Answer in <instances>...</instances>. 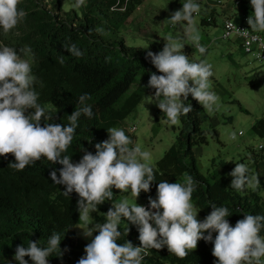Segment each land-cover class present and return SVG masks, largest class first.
<instances>
[{"label": "clouds", "instance_id": "clouds-1", "mask_svg": "<svg viewBox=\"0 0 264 264\" xmlns=\"http://www.w3.org/2000/svg\"><path fill=\"white\" fill-rule=\"evenodd\" d=\"M20 3L21 0H0V29L5 34L16 28L27 15L19 8ZM83 3L84 0H76L74 7ZM250 4L252 13L246 21L250 30L238 29L233 21L227 23L228 29L244 36L264 33V0H250ZM200 7L195 0H186L182 8L167 19L174 25L186 22L184 36L169 35L162 51H147L146 59H150L160 75L150 74L147 87L155 92L146 99L156 104L170 125H176L181 116L192 112V104L185 103L189 96L205 111H213L218 100L210 91L212 65L193 62L182 50L186 37L200 54L206 52L199 42L200 36L193 34L196 32L194 14L199 13ZM251 39L259 40L260 36L251 35ZM65 50L76 58L84 55L75 44L67 45ZM33 60L30 47L25 46L18 52L0 44V157L14 156L15 162H10L8 167L16 171H23L41 158L61 165L58 174L56 169L50 172V178L54 184L64 186L62 194L65 197L70 198L72 193L78 195L80 220L91 218V213L99 211L98 206L112 200L113 189L120 193L130 191L135 199L130 205L125 197L112 204L106 213H100L105 220L103 224L85 225L83 233L86 237H91L94 232L98 235L85 246V255L77 264H142L149 250L159 252L165 247L182 260L197 249L201 240L212 243V256L217 264H264V236L261 235L264 215L243 214L244 218L232 226L228 220L229 209L212 204L210 214L203 221L198 220L200 211L195 210L192 203L197 182L190 175L185 177L184 183L161 180L156 188V198L148 199L149 207L137 204L142 192H150L157 176L148 163L150 153L139 146L130 147L134 141L122 128H108V139L95 144V154L83 149L82 158L73 163L71 156L64 153L73 142L80 117L91 119L94 115L92 106L87 103L91 96H79L77 107L67 116L68 124L53 122V116L38 102V78L32 74ZM63 62L61 56L59 63ZM231 138L236 139V134L232 133ZM249 172L245 163L235 164L229 173L232 177L230 188L237 192L257 189L259 175H249ZM122 222H126L127 234L129 225L137 227L139 246L128 240L118 243L124 235L119 228ZM213 233L217 234L215 239ZM61 241L57 232L51 234L46 245L40 240H30L27 247H17L13 259L17 264H28L25 257L30 258L32 264H49L52 254L62 258L67 251L61 250Z\"/></svg>", "mask_w": 264, "mask_h": 264}, {"label": "trees", "instance_id": "trees-1", "mask_svg": "<svg viewBox=\"0 0 264 264\" xmlns=\"http://www.w3.org/2000/svg\"><path fill=\"white\" fill-rule=\"evenodd\" d=\"M85 1L81 15L73 9V13L63 19L57 13L61 12L60 8L54 12L40 0H21L19 8L27 13L24 20L7 34L0 29V44L18 52L27 46L34 53L32 74L38 78V102L53 116V122L68 124L67 116L77 107L79 96H91L87 103L92 106L94 115L91 119L80 117L73 142L64 153L71 156L73 163L84 155L83 149L95 154V144L108 139L107 129L122 127L138 105L154 94L155 90L148 88L147 83L151 73H160L150 59H146L147 51L159 53L164 47L163 41H154L145 47L129 46L120 38L121 30L144 0ZM240 1L248 4V0ZM204 23L207 22L204 20ZM71 44L84 53L81 58L65 50ZM61 56L64 57L63 64L59 63ZM192 107V112L182 116L185 131L179 135L178 142L156 166H151L157 179L150 192L140 195L155 199L161 180L184 183V178L190 175L197 182L192 202L197 205L200 215H209L212 204L227 207L230 221L243 219V214L264 215V201L261 203L257 195L244 196L242 191L230 188L228 178L210 179L198 170L193 146L205 143L206 137L200 127L202 120L197 103L194 102ZM253 131L264 138V119L253 126ZM10 162H15L11 154L0 157V264H17L13 257L18 246L27 247L30 240H40L46 245L53 232L61 235L60 248L67 251L62 258L52 254L49 264H77L85 255L82 251L84 243L77 240L74 233L80 221L79 197L76 193L70 198L65 197L62 194L64 186L54 184L50 178V172L56 169L58 174L62 166L41 158L23 171H16L8 167ZM113 192L112 200L98 206L100 212L106 213L112 204L130 194V191L120 193L115 189ZM99 220L101 224L105 222L104 217ZM129 227L127 234L126 224L119 226L124 235L118 243L128 240L139 246L140 242L135 238L139 235L137 227ZM261 235L264 236V230ZM212 248V243L201 240L197 249L182 260L170 254L166 247L159 252L153 249L142 264H217ZM25 259L32 264L30 258Z\"/></svg>", "mask_w": 264, "mask_h": 264}, {"label": "rangeland", "instance_id": "rangeland-1", "mask_svg": "<svg viewBox=\"0 0 264 264\" xmlns=\"http://www.w3.org/2000/svg\"><path fill=\"white\" fill-rule=\"evenodd\" d=\"M40 1L54 12L60 8L61 12L57 13L63 19L71 15L73 9H77L78 14L81 15L80 9L86 5L85 0L78 8L74 7L76 0ZM216 1L195 0L201 7L199 13L194 14L193 27L196 32L193 34L200 36L199 42L206 48V52L200 54L189 39L185 37L183 40L185 46L182 50L191 61H203L212 65L213 76L209 78L210 91L218 97L213 111H205L191 96L188 98V103L192 106L194 102L197 103L199 118L202 120L200 127L206 137L205 143L193 146V154L196 166L204 176L210 179L226 177L229 186L232 180L229 173L233 171L235 164L245 163L250 169L249 175H259L260 186L255 190L245 189L242 195L249 198L257 195L262 203L264 150L261 152L258 148L260 145L264 147V138L254 133L253 126L264 119V64L244 54L236 38L230 40L223 38L225 17L222 9H232L231 20L241 24L244 20L242 11L251 14L252 8L246 7L241 10L235 6L236 0H223L222 5H216ZM184 2L186 0H144L121 30L120 38H123L129 46L145 47L154 41L165 43L169 35L183 37L186 22L174 25L167 19L172 13L180 10ZM204 20L207 23L203 24ZM134 127L136 131L131 132ZM120 128L134 141V146H139L142 151L150 153L151 159L148 161L150 166H156L165 153L178 142L179 135L185 131L182 116L176 125H170L156 104L148 99H144L138 105ZM232 133L236 134V139L231 138ZM240 133L243 135L239 137ZM82 156L83 154L78 157V162ZM125 197L130 205L135 203L131 194L123 196L117 203ZM145 200L148 198L140 195L136 203L142 206ZM193 205L194 209L199 211L197 205L195 203ZM100 213L102 212L91 213V218L80 220L74 228L76 239L84 243L82 251L91 243L96 233L86 237L83 233L85 225L101 224L99 218L103 216ZM206 216L198 213L197 219L203 221ZM236 222L229 220L232 226H235ZM125 224L126 222L121 223L122 226ZM216 235L213 233L214 237ZM135 238L138 239L136 236Z\"/></svg>", "mask_w": 264, "mask_h": 264}, {"label": "built area", "instance_id": "built-area-1", "mask_svg": "<svg viewBox=\"0 0 264 264\" xmlns=\"http://www.w3.org/2000/svg\"><path fill=\"white\" fill-rule=\"evenodd\" d=\"M222 0H218L217 3L218 5L222 4ZM235 5L240 8L241 10H244L246 7L251 6L250 4V0H248V4L242 3V1L240 0H236L235 1ZM248 13H244V20L241 24H236L234 23L238 29L240 30H250L249 26L247 24V18H248ZM210 21V20H209ZM229 21H232L230 19H226L224 22V26H223V38L226 40H230L231 38H236L240 43H241V47L244 51V53L250 57H252V59L256 62L259 63H263L264 64V33H250L249 36H244L240 33H237L231 29L227 28V23ZM231 32V35H226V33ZM251 35H259L260 39L259 40H252L251 39ZM136 128H132L131 132H135ZM243 134L240 133L238 136H242ZM264 147L262 145L259 146L258 150H263ZM142 206L148 208L149 207V200H146Z\"/></svg>", "mask_w": 264, "mask_h": 264}, {"label": "crops", "instance_id": "crops-1", "mask_svg": "<svg viewBox=\"0 0 264 264\" xmlns=\"http://www.w3.org/2000/svg\"><path fill=\"white\" fill-rule=\"evenodd\" d=\"M230 11H232V9H230V8H226V9H222V12H223V15H224V17L225 18H230L231 17V14H233V12L232 13H230ZM230 13V14H225V13Z\"/></svg>", "mask_w": 264, "mask_h": 264}]
</instances>
